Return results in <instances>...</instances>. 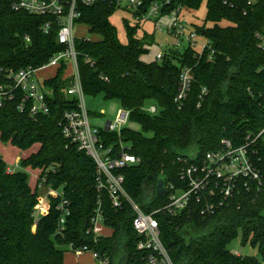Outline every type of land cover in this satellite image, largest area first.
<instances>
[{
	"label": "trees",
	"instance_id": "trees-1",
	"mask_svg": "<svg viewBox=\"0 0 264 264\" xmlns=\"http://www.w3.org/2000/svg\"><path fill=\"white\" fill-rule=\"evenodd\" d=\"M16 1L0 0V87L6 91L14 88L7 71L41 68L64 51L57 41L59 23L14 11ZM163 1L170 2L164 8L165 14L180 7L194 11L207 2L206 22L198 33H205L210 50L198 57L190 46L183 50L170 48L162 61L147 64L141 56L149 52L152 35L138 40L135 31L128 32L129 41L123 44L111 23L117 8L103 0L93 7H78L81 16L77 24L86 25L97 37L76 41L85 96L103 95L107 101L118 102L121 108L131 111V123L141 127V132L129 127L123 130L124 140L140 161L120 172L125 177L126 192L146 213L166 201L157 195L161 180L165 186L179 185L181 157L201 159L218 150L223 139L236 147L243 146L248 136L255 138L264 127V52L256 38L264 31V0H256L252 7L240 2L234 8L222 0H145V6ZM48 22L52 27L46 34L43 27ZM223 22L228 25L222 26ZM86 57L92 62L86 63ZM183 67L191 68L193 83L179 109L175 99ZM54 71L42 82L53 89L48 115L33 116L31 101L21 112L19 106L25 96L19 88L9 97L0 94V139L22 151L40 146L37 153L21 160L20 166L55 167V173L43 174L46 185L70 201L71 214L63 233L58 234L61 213L57 206L62 198L51 196L48 214L35 226L32 214L41 194L31 188L24 171L8 173L0 157V264H64V255L71 246L95 250L109 264H148L147 254L137 251L139 238L129 204L124 203L123 209L116 211L108 195H103L104 225L111 235L95 238L89 233L98 207L96 164L84 152L66 147L60 123L66 111L76 108L77 101L65 94L71 85L66 77L68 67L64 64ZM204 88L208 94L198 107ZM147 103L156 105L159 115L145 113ZM252 150L262 185L250 192L242 190L234 206L224 207L208 218L187 213L177 218L157 215L161 240L174 264H264L263 139ZM240 236L243 245L258 247L261 258L231 252L230 244Z\"/></svg>",
	"mask_w": 264,
	"mask_h": 264
},
{
	"label": "built area",
	"instance_id": "built-area-1",
	"mask_svg": "<svg viewBox=\"0 0 264 264\" xmlns=\"http://www.w3.org/2000/svg\"><path fill=\"white\" fill-rule=\"evenodd\" d=\"M101 0H17L13 3L12 9L16 12H26L34 16H45L54 19L59 23L60 31L57 41L64 47V51L54 55L50 62L41 68L23 69L19 72L7 71V77L13 82L14 89H21L24 92V101L19 110L24 112L28 101L33 103L31 114L48 115L50 113L49 98L53 96V89L44 86L41 82L40 73L48 69H59L66 65L70 70L69 77L71 85L65 91L68 99L77 101L76 108L64 113L60 126L62 135L68 147H75L79 152H84L96 164V190L98 196V207L91 220L89 233L95 238L107 237L104 231L105 216L102 209V196L107 194L114 210L123 209L124 203L132 209V224L139 238L137 251L145 252L148 264H174L161 240V223L157 215L177 218L187 214L200 215L203 218L214 216L224 207L234 206V200L240 196L242 190L247 192L262 185V175L255 161V154L252 147L259 139L264 141V127L255 138L247 137V143L236 147L231 141L223 139L218 150L208 152L203 158L193 156L190 160L181 157L179 161L183 164L179 172V185L170 183L166 185L167 193L162 196L166 198L163 205L151 213L144 212L136 204L125 190V177L121 170L134 165L140 159L131 152V144L124 140L123 130L131 123V111L120 108L113 120L107 121L104 129L94 127L90 121V113L87 109L85 93L82 86L78 51L74 28L81 14L79 6L93 7ZM115 8L121 7L122 0H103ZM224 5L232 8L238 7L240 2L252 7L256 0H222ZM169 1L155 2L149 7L145 6V0H127V10L139 20H154L156 22L165 15L164 8ZM182 7L174 11L177 15L172 17L167 26H163L165 33L176 39L172 49H180L182 42L193 48L198 57L205 50H210V43L207 40L205 45L198 41L199 33H190L186 36L187 25L179 21ZM246 15V11L244 12ZM52 22L44 25L43 31L49 34ZM158 24V23H157ZM159 25V24H158ZM258 47L264 52V31L256 34ZM29 43L30 39L26 37ZM199 50H197V49ZM165 52L157 55V60L162 61ZM86 63L92 62L90 57L85 58ZM193 83L192 70L183 67L180 77V87L175 102L179 109H182L184 102L189 96ZM12 90V91H13ZM12 91H6L0 87V94L9 97ZM208 94L206 88L202 90L200 103ZM145 113L151 116L159 115V108L151 104L143 108ZM115 139H113V137ZM8 173L16 172L8 167ZM57 170L55 167L39 169L36 176L35 191H39L41 199L39 206L34 210L32 217L36 226L42 217L48 214L51 204L50 197H61L62 200L57 206L61 216L59 219L58 234L63 233L67 217L70 216V201L63 198V193L53 190L46 185L44 173ZM34 226V227H35ZM70 251L80 256L89 253L102 264H109L107 259L100 258L97 251L82 247L75 249L72 246ZM237 255V254H236Z\"/></svg>",
	"mask_w": 264,
	"mask_h": 264
},
{
	"label": "rangeland",
	"instance_id": "rangeland-1",
	"mask_svg": "<svg viewBox=\"0 0 264 264\" xmlns=\"http://www.w3.org/2000/svg\"><path fill=\"white\" fill-rule=\"evenodd\" d=\"M126 6L127 0H122L121 7L117 8L116 12L111 17V23L117 29L119 40L123 44H127L129 41L128 32L132 31H135L134 37L138 40H144L146 36L152 35L153 40L148 43L149 52L143 54L141 56V60L147 64L156 62L157 55L160 52L168 51L176 43V39L174 37L164 32L165 29H163V26H167L170 23L171 18L176 17L177 14L175 12L165 14L158 22L146 19L139 20L132 14V12L127 10ZM207 13L208 8L206 1L203 2L197 10L188 11L186 9H182L178 19L182 24L187 25L186 36L190 33H198V28H202L205 25ZM226 25H228V23H222V26ZM207 27H211V24H208ZM74 33L77 40L97 39L95 35L90 33L89 28L84 24H75ZM197 42L200 45H205L207 43V39L206 37L199 36ZM187 46L188 44L182 42L180 50H183ZM54 70L55 69H48L41 72V82L44 81V78L52 76L55 72ZM85 100L87 109L90 113L91 124L99 129H104L106 122L113 120L116 117L118 110L121 108V105L118 102L107 101L104 99L103 95L96 97L85 96ZM149 105L150 103H147L145 107ZM129 128L141 132V127L138 124L130 123ZM39 149L40 146L35 145L28 151H22L11 143H6L0 139V157L8 167L14 169L15 171H24L28 175L29 185L33 190L36 188V176L39 175V169H34L33 167L22 168L20 163L21 160L27 159L31 155L37 153ZM104 232L107 235L111 234L110 230H105ZM229 249L232 253L237 255L261 258L258 247H253L250 244L243 245L241 236L230 244ZM97 263L102 264L99 261H97Z\"/></svg>",
	"mask_w": 264,
	"mask_h": 264
},
{
	"label": "crops",
	"instance_id": "crops-1",
	"mask_svg": "<svg viewBox=\"0 0 264 264\" xmlns=\"http://www.w3.org/2000/svg\"><path fill=\"white\" fill-rule=\"evenodd\" d=\"M64 264H98V263L89 253L77 256L73 252L70 253L69 251L64 255Z\"/></svg>",
	"mask_w": 264,
	"mask_h": 264
},
{
	"label": "water",
	"instance_id": "water-1",
	"mask_svg": "<svg viewBox=\"0 0 264 264\" xmlns=\"http://www.w3.org/2000/svg\"><path fill=\"white\" fill-rule=\"evenodd\" d=\"M203 35H205V33H203ZM166 193H167V191H166V187H165V181L164 180H161L160 183L158 184L157 195L159 197H162Z\"/></svg>",
	"mask_w": 264,
	"mask_h": 264
}]
</instances>
